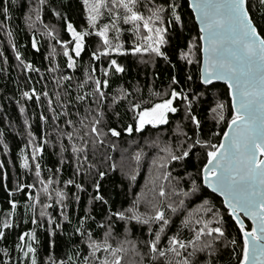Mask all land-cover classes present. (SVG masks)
Masks as SVG:
<instances>
[{"label": "snow or ice", "instance_id": "snow-or-ice-1", "mask_svg": "<svg viewBox=\"0 0 264 264\" xmlns=\"http://www.w3.org/2000/svg\"><path fill=\"white\" fill-rule=\"evenodd\" d=\"M12 2L15 3V0ZM46 2L47 0H36L33 7L29 0L30 10L24 17L29 30L38 22L43 24L42 12ZM82 4L88 27L80 30H77L66 16L61 17L60 12L52 10L53 15L58 19H64L65 31L70 35L69 40H61L54 25L50 27L43 24L44 35L60 45L63 56L67 58L68 69H75L76 58L81 57V53L85 51L86 38L92 35L98 38L96 50L91 52L93 61L101 57L107 58L113 53L126 55L128 52L139 55L142 62H147L143 59L145 55L149 59L162 58L169 61V56L162 50L169 43V28L173 24L181 29L184 27L179 12L180 5L176 0H162V2L82 0ZM259 5L260 10L257 14L252 11L255 6L253 0H191V8L199 24V35L188 42L186 52L179 51V59L189 65L193 63L201 65L199 80L203 85H211L213 81H223L227 85L228 95L231 97L230 118L226 116L229 109L227 101L217 100L215 106L211 108L212 119L216 121L217 126L220 122H225L227 127L223 132V139L218 144L212 143L210 139L200 138L201 121L193 114L195 97L190 99L183 89L178 91L172 87L179 84L175 76L171 78L168 91L152 92L153 97L160 98L158 102L139 98L136 94L141 93L142 90L138 86L132 91L119 86L114 90V94L109 95L106 90L109 88L110 72L125 71L116 59H110L107 68H100L102 78L96 77V68L92 65L85 69L84 79L78 81L76 85L75 104L71 99L63 101L60 91H56L55 103L59 106V111L54 107L48 91L37 93L33 88L22 92L24 98L29 100L35 98L37 103L40 102L41 96L44 97L57 131L61 154L69 150L63 143V140L67 139L70 151L76 160L74 175L83 174L87 177L95 171V176L92 177L95 195L91 196L89 204L97 201L108 206L107 216L103 222L98 223V228L104 229L102 238L94 237L93 232L85 227L87 220L94 219L87 214L79 220L75 228V233L83 238L82 242L87 246V255L81 257L80 252L77 251L75 258L69 255L67 261H57L49 255L45 264H122L125 254L129 251L126 245H130L135 254L141 257L138 264H144L145 258L147 264H216L224 249L231 247L235 253L237 246V239L226 235L225 214L234 220L242 235L238 264H264V0H259ZM0 11L3 13L4 21L11 19L7 5ZM105 19L107 22H102ZM121 24L129 25L127 31L133 34L134 39L130 49L122 50L123 46L119 42L120 34L124 30ZM0 27L5 28L11 42L12 31L5 24H0ZM110 32L114 33L113 38L109 37ZM197 41L202 44H198ZM11 46L15 51V59L25 71H40L30 62L26 63L22 59V53L16 50L14 43ZM31 47L39 51L35 35L31 39ZM51 54H55L54 47ZM198 54H202V64L201 59L197 58ZM48 71L57 72L59 66L56 65ZM187 80L191 81L192 76L189 75ZM71 81L72 77L68 75L54 78L57 88H63L65 97L72 96ZM62 82H68V86L65 87ZM177 100L184 105L185 119L194 126L193 135L190 136L177 123L173 131L177 137L175 146L165 143L163 147H159L158 142L153 141L152 143L159 147L163 155L157 154L151 161L149 178L145 184L147 191L142 189L128 207L113 211L109 200L100 193V182L96 179L97 176L103 179L106 173L89 161V144L92 145L94 152L96 144H103L104 139L109 135L120 137L122 132L129 134L133 131L140 132L146 125H151L153 128L166 125L169 122L168 114L178 111L174 106V101ZM121 102L127 104V111L132 113L133 122L118 130L109 125L106 115L107 109L110 108L113 115L119 119L120 113L115 111L114 106ZM81 106L83 114L80 111ZM70 107L75 108L76 111L70 112ZM20 112L23 114L25 108L21 107ZM72 115L77 119H71ZM61 117L64 118V128L59 124ZM40 120L46 123L48 117L41 113ZM24 124L30 128L27 119ZM2 135L0 133V136ZM28 136V143L33 145L31 157L22 155L20 167L31 172L33 164L30 160L34 162L36 183L18 184L15 192H22L26 196L25 214L27 215L29 211L32 213L31 223L42 228V221L46 217L51 228L54 218L47 209L52 208L53 205L59 206L62 220L69 221L66 214V201L69 197L64 189L56 187L60 184L58 179L60 168H57L55 173L49 168L47 178L42 177V166L37 161V156L42 155L43 144L35 143L36 137L31 131L28 132ZM43 143L46 144L48 141L44 140ZM4 147L7 151L6 144ZM112 147L114 149L115 145L113 144ZM197 147L206 149L207 161L197 175L202 176L203 185L223 197V211L209 200H203L195 208L188 207L186 201L200 191L197 180L189 173L191 187L185 190L181 187L185 177L173 176L172 170H169L172 162L185 160ZM142 156V152L135 154L137 166ZM63 163L61 156V164ZM115 167V164L111 165L113 170ZM136 174V170H133L129 179L135 181ZM158 181L167 182L168 190L164 183H157ZM37 183L40 185L39 188ZM63 183L65 187L74 185L78 191H85L84 186L74 179H68ZM149 184L151 187H148ZM148 193H151L150 198ZM11 195L13 193L9 192V196ZM41 195L46 202L41 203ZM173 197L178 199L173 200ZM74 198L79 202L78 195ZM165 200L168 201L166 204H164ZM8 203L10 210L0 217V241L6 238V230L18 227L14 219L19 202L9 200ZM37 205H40L39 221L36 218ZM181 213L183 215L177 230L172 235H168L172 218ZM113 217L125 225L123 239L117 240L113 234ZM244 218L251 220L250 229L246 226ZM24 222L27 223V220ZM133 222L147 226L146 239L133 241L128 238L130 235L128 226ZM55 227L60 228L61 224L55 223ZM184 230L188 232L187 237L181 235ZM17 240L15 249L20 254L19 264H25V261L27 264H39L37 248L33 246V241H36L35 230L19 234ZM113 240H117L115 245L111 242ZM138 244H143L146 251L141 253ZM0 252L7 258L0 261V264H10L9 249L0 248ZM131 264L137 262L133 261Z\"/></svg>", "mask_w": 264, "mask_h": 264}, {"label": "trees", "instance_id": "trees-1", "mask_svg": "<svg viewBox=\"0 0 264 264\" xmlns=\"http://www.w3.org/2000/svg\"><path fill=\"white\" fill-rule=\"evenodd\" d=\"M35 2L36 0H31V6L34 7ZM158 2H162V0H158ZM176 2L180 5L179 12L182 16L184 27L181 29L178 25L173 24L169 28V43L162 50L167 53L170 62L162 58H143L147 62H142L139 55H132L131 52H128L126 55L113 53L107 58L101 57L99 60L93 61L91 59V52L96 50L98 38L92 35L86 38L85 51L81 53V57L76 58L75 69H68L66 67L67 58L63 56L60 45H57L55 40L50 41L44 35L45 29L43 24H47L50 27L54 25L60 39L69 40L70 35L65 31L64 19H58L53 15L52 10L55 9L60 12L61 17L66 16L67 20L73 23L77 30L84 29L88 27V24L82 0H47L42 12L43 24L38 22L31 30L27 28L24 21L25 15L30 10L29 0H15V3L12 0H0V9L7 5L11 16L10 20L4 21L3 13L0 11V24H5L13 33L10 42L5 28L0 27V133L3 134L0 136V141H3V143H0V217H3L5 212L10 210L9 200L19 202L14 219V223L18 227L6 230V238L0 241V248L6 247L9 249L11 255L10 264H19L18 257L20 254L15 249L19 234L33 229L36 235V241H33V246L37 248L39 264H45L49 255L53 256L57 261H67L69 255L75 258L77 251L80 252L81 257L87 255V246L82 242L83 238L75 233V228L78 226L79 220L87 214L94 217V219L87 220L85 227L93 232L94 237L102 238L104 229L98 228V223L104 221L108 209V206L101 202L93 201L89 204L91 196L95 195L92 186V177L95 176V171L92 172L91 176L87 177L83 174L79 176L74 175L76 160L70 151L67 139H64L63 143L69 150L61 154L60 142L57 140V131L51 120V113L47 110L44 97L41 96L40 102L37 103L35 98L31 100L24 98L22 92L30 91L33 88L37 93L45 90L48 91L49 96L53 99L54 107L59 111V106L55 103L56 91H60L63 101L71 99L72 103L75 104L76 85L78 81L84 79L85 69L89 65H92L96 68V77L102 78L100 68H107L110 59H116L117 63L124 67L125 71L123 73L110 72L108 77L109 88L106 90L109 95L114 94V90L119 86H123L129 91L138 86L142 90L141 93L136 94L139 98L145 101L153 100L154 102H158L160 98L153 97L152 92L164 93L168 91L171 78L175 76L179 84L172 85V87H175L178 91L183 89L190 99L195 97L193 99V114L197 115L201 121L200 138L202 140L210 139L212 143H220L223 132L227 128L226 123L220 122L219 126H217L216 121L212 119L211 108L215 106L217 100L227 101L229 109L226 116L230 118L231 97L228 95L226 84L213 82L211 85H203L200 82L199 68L201 65L196 63L189 65L179 59V51L184 50L186 52L188 42L193 37H198L199 27L190 9L189 1L176 0ZM253 3L255 6L252 11L258 14L260 10L259 0H253ZM102 22H107V20L105 19ZM129 27V25L121 24V28L124 29L119 37V42L123 46L122 50L130 49L133 44V34L127 31ZM33 35H35L38 41L39 51L31 47ZM112 36L114 37V33H112ZM12 43L16 45V50L22 53V59L26 63L30 62L34 68H38L39 72L25 71L23 69L19 61L15 59V51L11 46ZM197 43L202 44L200 41H197ZM53 47L55 48L54 55L51 54ZM197 58L201 59L202 62V54H198ZM56 65L59 66V71H48V69ZM61 75L72 77L71 97H65L63 95V88L58 89L54 83V78H58ZM189 75L192 76L191 81L187 80ZM62 83L65 87L68 86V82ZM45 85H47L46 88ZM174 106L178 108V111L176 113H169V122L166 125H160L156 128L147 125L140 132L133 131L131 134L122 132L120 137H111L109 135L108 138L104 139L103 144H96L94 152L92 145L89 144V161L96 164L99 170L106 173L103 179H100L98 176L96 179L100 182V193L109 200L113 211L117 208L123 209L128 207L135 195L141 192L142 189L145 190V184L149 178V165L156 156L157 146L152 143L153 141H157L158 143L164 141L175 146L177 137L173 134V131L177 123L190 136L193 135L194 126L189 120L185 119L183 103L177 100L174 101ZM21 107L25 108L23 114L20 112ZM114 107L115 111L120 113V117L117 119L113 115L112 109H107L106 120L111 127H116L119 130L133 122L132 113L127 111L126 103L121 102ZM69 111L75 112L76 109L70 107ZM80 111L83 114L82 106L80 107ZM41 113L48 117L46 123L40 120ZM70 118L73 120L77 119L75 115H72ZM25 119L29 121L30 128L24 124ZM63 119L61 117L59 121L61 128L65 127ZM29 131L36 137L35 143L43 144V153L37 156V161L42 166V177L47 178L49 175L47 170L49 168L52 169L53 173H55L57 168L61 170L58 177L60 184L56 185V187L64 189L68 194L66 214L70 222L63 221L60 216V207L53 205L52 208L47 209L54 218L51 228L47 223L46 217L42 221V228L39 225H33L31 223L32 213L29 211L27 215L25 214L24 204L27 199L26 196L22 192H15L18 184L36 183L34 162L30 160V163L33 164L31 172L20 167L22 155L31 157L33 145L28 143ZM104 131H107V129H104ZM45 133H49V135H45ZM213 133H219V135H213ZM44 140H47L48 143H43ZM5 144L7 145V151H5ZM113 144L115 145L114 149L112 147ZM137 152L143 153L138 166L134 159ZM61 156H63V164H61ZM120 161L122 164H120ZM206 162V149L197 147L193 149L192 153L185 160L172 162L169 169L172 170L173 176L180 175L185 177L181 182V187L185 190L191 187L188 179L189 173L192 174L193 179L197 180L200 191L186 201L188 207L195 208L203 200H209L223 211V200L203 185L202 176L197 175ZM112 164L116 165L114 170L111 168ZM133 170L137 172L135 181L129 179V175ZM54 178L56 177L54 176ZM68 179H74L78 183H81L85 191H78L74 185L65 187L63 182ZM166 186L168 188V185ZM39 187L40 185L37 183V188ZM9 192H12L13 195L9 196ZM76 195L79 196V202L74 198ZM149 196L151 197V195ZM176 199L178 198L173 197V200ZM44 202H46L45 198L41 195V203ZM167 202L165 200L164 204ZM143 210V206H141V211ZM39 212L40 205H37L36 218L38 221L40 220ZM182 215L181 213L172 218L173 222L168 229V235H172L177 230ZM25 220H27V223L24 222ZM55 223H60L61 227L56 228ZM113 225L114 236H116L117 240L123 239L125 232L124 223L117 221L113 217ZM224 226L226 235L229 238L237 239V246L235 247V253H233L231 247L224 249L216 264H238L240 259L239 245L242 244V235L239 233L238 226L234 220L226 214L224 215ZM246 226L250 229L251 224L248 222ZM128 228L130 231L129 239L140 241L147 238V226H140L133 222ZM181 235L187 237V230H184ZM117 240L111 242L115 245ZM137 247L141 253L146 251L143 244H138ZM125 258H127V261H136L137 264L141 259L135 252L131 256L127 252L124 256ZM4 259L7 258L0 252V261ZM25 264H27L26 261ZM144 264H147V258H145Z\"/></svg>", "mask_w": 264, "mask_h": 264}, {"label": "rangeland", "instance_id": "rangeland-1", "mask_svg": "<svg viewBox=\"0 0 264 264\" xmlns=\"http://www.w3.org/2000/svg\"><path fill=\"white\" fill-rule=\"evenodd\" d=\"M111 33V34H110ZM109 33V37L110 38H113V36H112V32H110ZM113 42H114V39H113ZM144 58H147V59H149V57L147 56V55H145L144 56ZM169 115V114H168ZM147 126V125H146ZM145 126V127H146ZM165 143H168V142H160V143H158L159 144V147H163V145L165 144ZM159 147H157V149H156V155L157 154H159V155H163V153L162 152H160L159 151ZM120 164H122V162L120 161ZM172 164V163H171ZM170 164V165H171ZM170 165H169V167H170ZM150 166H151V164L149 165V168H150ZM170 170V169H169ZM153 174H154V170H153ZM157 183H164L165 184V187H167L166 185H167V182H164V181H158ZM148 187H151V185H148ZM166 190H168V188H166ZM145 191H147V189H145ZM149 195H151V193H148V196ZM150 197V196H149ZM126 247H128L129 248V254H130V256L131 255H134V251L131 249V246L130 245H126ZM129 263H131V261H127V258H125L124 259V261L122 262V264H129Z\"/></svg>", "mask_w": 264, "mask_h": 264}, {"label": "water", "instance_id": "water-1", "mask_svg": "<svg viewBox=\"0 0 264 264\" xmlns=\"http://www.w3.org/2000/svg\"><path fill=\"white\" fill-rule=\"evenodd\" d=\"M189 1V4H190V9L192 10V8H191V0H188ZM193 12V11H192ZM193 14H194V17H195V13L193 12ZM196 21V20H195ZM197 23V25H198V27H199V24H198V22H196ZM201 64H202V62H201ZM213 82H219V83H223V84H225L223 81H213ZM226 130H227V128H226ZM225 130V131H226ZM222 139H223V136H222ZM221 139V140H222ZM206 186V185H205ZM207 187V186H206ZM208 188V187H207ZM208 189H210V188H208ZM211 190V189H210ZM212 191V190H211ZM214 193V192H213ZM216 195H218L222 200H223V197L219 194V193H215ZM245 219V224L247 225V223L249 222L250 224H251V220H249L248 218H244Z\"/></svg>", "mask_w": 264, "mask_h": 264}]
</instances>
